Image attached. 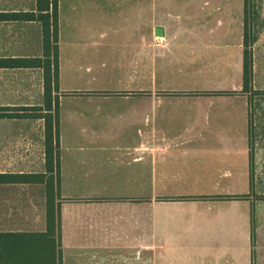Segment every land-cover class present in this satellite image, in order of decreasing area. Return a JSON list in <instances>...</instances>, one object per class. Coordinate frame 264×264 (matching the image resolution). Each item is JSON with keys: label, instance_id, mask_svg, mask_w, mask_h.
Returning a JSON list of instances; mask_svg holds the SVG:
<instances>
[{"label": "crops", "instance_id": "0c3cea01", "mask_svg": "<svg viewBox=\"0 0 264 264\" xmlns=\"http://www.w3.org/2000/svg\"><path fill=\"white\" fill-rule=\"evenodd\" d=\"M163 1L57 0L59 225L44 183L0 182V264H264V206L242 197L245 0H180L219 31H166L149 18ZM37 5L0 0V13ZM43 54L38 20H0V59L22 60L0 66V107L17 113L0 118L2 175L54 172L31 115L45 110L20 109L43 106Z\"/></svg>", "mask_w": 264, "mask_h": 264}, {"label": "trees", "instance_id": "16d2710c", "mask_svg": "<svg viewBox=\"0 0 264 264\" xmlns=\"http://www.w3.org/2000/svg\"><path fill=\"white\" fill-rule=\"evenodd\" d=\"M46 9L41 8V0L38 2L37 12H14L0 13V20H38L42 27V45L43 58L33 60L37 66L43 69V106L21 107V110H45L44 113H36L34 116L44 118V138L46 144V165L51 164L56 178L52 174L46 179L42 174H0V182H21V183H44L46 189V223L48 229H53L55 224L59 225L58 218L55 219L54 198L58 195L59 188V170H58V130H57V97H53L52 93L57 90L58 80V16H57V0H52L51 10H48V0ZM247 0L244 1V14L246 13ZM244 49H243V83L242 91L253 92L254 94L264 93L261 89L251 88L252 77V49L253 40L248 39L247 31L244 24ZM22 60L18 59H0V66H20ZM4 64V65H2ZM252 90V91H251ZM7 107H0V118L15 117L17 113L5 112ZM10 110V109H9ZM53 110V113L50 111ZM25 114V113H24ZM230 197V196H228ZM58 216V215H57ZM57 221V223H56ZM1 263V262H0Z\"/></svg>", "mask_w": 264, "mask_h": 264}, {"label": "rangeland", "instance_id": "374dc122", "mask_svg": "<svg viewBox=\"0 0 264 264\" xmlns=\"http://www.w3.org/2000/svg\"><path fill=\"white\" fill-rule=\"evenodd\" d=\"M182 2L180 0H164L161 3L150 4L149 18H162L167 24L166 31H207L210 27L211 31H219L221 27H217L216 24H219L220 20H216L218 23L211 18L201 20L196 14L198 10L194 9L195 5ZM246 10L242 20L243 29L245 24L248 39L254 40L256 35L260 37V46L255 50V73L253 76L255 82L252 83L251 77V88L264 91V0H247ZM246 94L250 97V106L248 107L250 190L242 197L249 196L252 205L261 204L264 206V93L246 92ZM32 113L31 115H36L34 112ZM52 177L55 181V171L52 173ZM257 214L264 220V209L260 213H255V215ZM257 220L258 218L253 219L252 217V221L256 222ZM260 254L264 256V252ZM253 263L256 264V258Z\"/></svg>", "mask_w": 264, "mask_h": 264}, {"label": "water", "instance_id": "95a60500", "mask_svg": "<svg viewBox=\"0 0 264 264\" xmlns=\"http://www.w3.org/2000/svg\"><path fill=\"white\" fill-rule=\"evenodd\" d=\"M155 31H162L160 27H157Z\"/></svg>", "mask_w": 264, "mask_h": 264}]
</instances>
